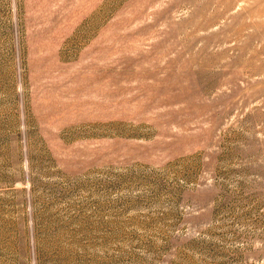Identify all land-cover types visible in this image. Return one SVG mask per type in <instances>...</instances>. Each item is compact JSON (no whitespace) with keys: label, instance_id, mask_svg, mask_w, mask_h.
<instances>
[{"label":"rangeland","instance_id":"obj_1","mask_svg":"<svg viewBox=\"0 0 264 264\" xmlns=\"http://www.w3.org/2000/svg\"><path fill=\"white\" fill-rule=\"evenodd\" d=\"M0 264H264V0H0Z\"/></svg>","mask_w":264,"mask_h":264}]
</instances>
